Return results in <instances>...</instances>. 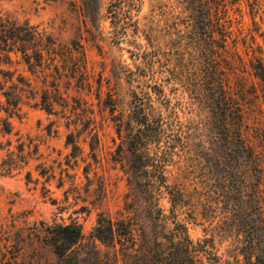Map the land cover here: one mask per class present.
<instances>
[{
	"label": "rangeland",
	"instance_id": "1",
	"mask_svg": "<svg viewBox=\"0 0 264 264\" xmlns=\"http://www.w3.org/2000/svg\"><path fill=\"white\" fill-rule=\"evenodd\" d=\"M252 1L255 0H239L232 6L230 13L236 19L233 28L244 55L251 47L261 46L264 56V0L258 7H252ZM83 5L82 0H0V12L18 21L40 24L63 43L81 37L93 84L91 90L82 91V97L93 110L90 115L95 117L101 136V143L92 149L87 130L83 131L79 137L82 151L73 156L67 134L82 129L84 122L68 126L61 113H50L32 103L24 104L21 114L11 117L13 133L0 135V141L11 139L15 147L20 137L26 143V151L36 144L39 150L24 168L0 174V251L9 256V252L20 250L23 258L35 256L40 264H57L51 247L43 241L45 227L80 224L85 239L77 248H85L103 214L132 222L133 240L127 249L130 261L139 263L145 254L155 256L158 242L168 243L172 236L183 243L180 248L177 247L181 244H169L173 248V264H264L263 234L250 250L257 226L252 196L255 177L250 162L243 173L228 172L224 159L218 156L219 136L211 107L198 102L192 107H179L192 133L167 166L168 185L149 186L145 176L128 168L125 130L121 135L115 121L117 115L127 118L130 112L136 82L130 81L127 71L141 63L144 47L140 44H146L148 31L158 33L162 45L181 47L179 31L186 28L181 2L144 0L135 16L138 33L130 28V34L119 43L106 9L88 14ZM244 69L249 87L244 107L251 125L248 139L257 145L264 142L258 132L264 128V95L249 60ZM232 80L237 82L234 76ZM251 82H255L257 90L250 87ZM170 87L167 86L168 92H172ZM189 95L183 93L186 102L192 101ZM259 149H264L263 144ZM42 169L51 175L46 189ZM28 170L39 178L38 182L27 181ZM243 183L245 195L239 193ZM171 188L180 190L175 206ZM183 228L191 243L185 239ZM183 246L189 248L191 257H181Z\"/></svg>",
	"mask_w": 264,
	"mask_h": 264
},
{
	"label": "trees",
	"instance_id": "2",
	"mask_svg": "<svg viewBox=\"0 0 264 264\" xmlns=\"http://www.w3.org/2000/svg\"><path fill=\"white\" fill-rule=\"evenodd\" d=\"M82 1L88 14H99L102 8L106 9L112 17L117 43L130 34V28L138 33V18L135 16L141 11L144 0ZM179 1L186 17V28L179 31L181 47L162 45L160 35L148 31L145 33L146 44H140L144 47L140 54L141 63L136 69L127 71L130 81L136 82L130 112L127 118L117 115L115 121L121 135L125 130L128 168L145 176L149 186L156 183L168 185L167 166L178 152L177 148L184 145L192 133L179 107H192L194 102L211 107L217 124L215 132L219 136L218 156L224 159L228 172L243 173L249 161L255 177L252 196L257 226L250 244L252 250L260 235H264V149H259L264 142L254 145L248 139L251 125L246 120L244 107L247 106L245 93L249 87L246 86L244 66L249 60L251 72L264 95L263 49L261 46L251 47V51H245L246 55L250 54L247 59L239 48L238 35L233 28L236 19L230 13L239 0ZM251 5L258 7L260 0L252 1ZM92 85L81 37L63 43L40 24L18 21L0 12V135L12 134L11 117L19 116L23 105L32 103L50 113H61L67 118L68 126L84 122L82 129L67 134L66 142L72 145L71 155L82 151L79 137L85 130L91 148L95 149L101 143V136L95 117L90 115L93 110L85 105L87 100L82 97V91L91 90ZM168 85H171L172 92H168ZM250 87L257 90L255 82H251ZM184 92L190 94L192 101L186 102ZM258 132L264 140V128ZM17 139L19 142L15 147H12L11 139L0 141L2 175L24 168L32 154L39 150L36 144L26 151L25 141L20 137ZM40 174L46 176L43 181L46 189L51 175L46 169ZM26 179L28 182L39 181L31 170L27 171ZM62 183L63 180L59 184ZM245 192L243 183L239 193L245 195ZM170 193L175 206L180 190L171 188ZM183 229L185 239L191 243L186 228ZM84 239L85 233L78 223H58L44 229L43 241L51 247L57 264H173L170 256L173 248L169 244H181L177 248L183 244L171 236L168 243L158 242L156 257L145 254L139 263L135 259L127 260L130 256L128 242L133 240L132 222L114 220L103 214L98 219L92 241L85 248H77ZM9 253L8 256V252L0 251V264H40L35 256L23 258L20 250ZM191 256L189 248L183 246L181 257Z\"/></svg>",
	"mask_w": 264,
	"mask_h": 264
}]
</instances>
